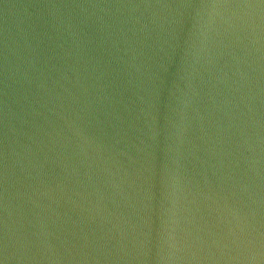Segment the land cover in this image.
I'll list each match as a JSON object with an SVG mask.
<instances>
[{"label":"water","instance_id":"95a60500","mask_svg":"<svg viewBox=\"0 0 264 264\" xmlns=\"http://www.w3.org/2000/svg\"><path fill=\"white\" fill-rule=\"evenodd\" d=\"M0 264H264V0H0Z\"/></svg>","mask_w":264,"mask_h":264}]
</instances>
